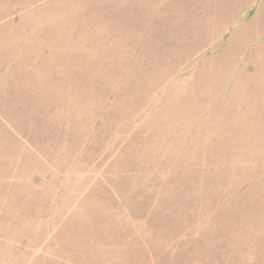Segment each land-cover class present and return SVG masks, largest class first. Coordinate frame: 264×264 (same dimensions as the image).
I'll use <instances>...</instances> for the list:
<instances>
[{"label":"rangeland","instance_id":"1","mask_svg":"<svg viewBox=\"0 0 264 264\" xmlns=\"http://www.w3.org/2000/svg\"><path fill=\"white\" fill-rule=\"evenodd\" d=\"M125 201L154 264H264V0H0V264Z\"/></svg>","mask_w":264,"mask_h":264},{"label":"crops","instance_id":"2","mask_svg":"<svg viewBox=\"0 0 264 264\" xmlns=\"http://www.w3.org/2000/svg\"><path fill=\"white\" fill-rule=\"evenodd\" d=\"M128 204L131 203L125 201L124 210L110 212L109 217L103 219L109 231H106L107 233L104 227L101 228L102 222L95 225V222L100 221L99 215L91 217L92 214L78 212L75 213L77 219L89 218L88 220L93 221L94 225L91 223L93 226L89 228L93 230L92 233H79L75 234L79 237H75L69 230L64 231L60 228L59 239L52 237L59 235L53 234L54 231L51 233L44 231L41 244L32 243V247L27 246V248L15 249L13 246L8 248L12 247L9 250L14 251V255L29 254V260L36 259V264H154V261H158L154 253L159 250L152 248L147 238L163 232L161 220L164 219V215L150 211L148 207H142L143 202L131 206ZM35 234L32 233V235ZM82 237L84 238L81 239ZM77 244L84 247L81 250L76 249ZM75 245L76 248L69 247ZM9 250L6 251L9 252ZM160 252H163V255L160 253L159 257H163L164 250L160 249Z\"/></svg>","mask_w":264,"mask_h":264}]
</instances>
